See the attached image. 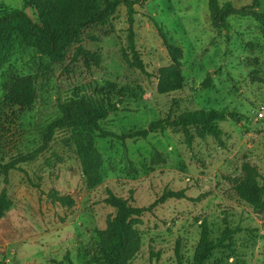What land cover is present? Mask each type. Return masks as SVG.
Returning a JSON list of instances; mask_svg holds the SVG:
<instances>
[{"label":"rangeland","instance_id":"obj_1","mask_svg":"<svg viewBox=\"0 0 264 264\" xmlns=\"http://www.w3.org/2000/svg\"><path fill=\"white\" fill-rule=\"evenodd\" d=\"M137 1V0H131ZM133 32L146 75L122 61L127 51L128 16L120 6L105 26L84 31L81 47L101 58L97 67L66 58L51 63L30 48L16 45L0 68V164L5 165L41 146L42 134L72 97L98 102L99 90L112 84L124 89L118 112L101 127L120 136L144 130L168 114L226 110L238 122L220 123V141L195 138L184 144L180 132L167 130L145 140L97 139L99 183L89 187L73 141L56 136L49 150L33 163L0 176V194L13 206L0 220L1 264H101L98 231L113 210L109 193L148 207L164 190L185 191L144 214L137 230L141 247L131 264H190L202 227L216 240L233 231L226 249L212 253L210 263L264 264V206L255 210L236 192L247 175L264 183V22L231 17L226 28L209 20L208 0H139ZM21 9L23 0H0ZM239 8L250 0H218ZM264 11V0H259ZM26 14L36 21L32 10ZM166 40L180 51L183 79L179 91H158L161 70L171 65ZM35 75L37 99L20 113L3 104L12 76ZM262 115V118L259 117ZM68 196L61 202L59 197Z\"/></svg>","mask_w":264,"mask_h":264},{"label":"trees","instance_id":"obj_2","mask_svg":"<svg viewBox=\"0 0 264 264\" xmlns=\"http://www.w3.org/2000/svg\"><path fill=\"white\" fill-rule=\"evenodd\" d=\"M250 1L249 5L237 8L230 3L220 5L218 0H208L211 26L218 30L226 28L227 20L231 17L251 18L263 23L264 11L258 10L259 0ZM137 4H140L139 0H23L21 9H13L0 2V68L9 63L16 45L33 49L54 64L63 61L68 50L75 46L69 63L76 64L82 59L86 67H89V63L98 67L101 63L100 56L81 47L84 31L107 25L117 9L124 5L129 26L127 51L122 53V61L129 69L148 77L146 66L134 41L133 16L136 13L134 6ZM28 9L33 11L36 21L26 14ZM158 32L171 59V65L160 72L158 91L168 94L179 91L182 87L180 51L166 40L160 28ZM37 79L35 75H14L9 78L4 87L3 104L15 108L20 113L30 111L37 99ZM98 92V102L84 97H72L60 105V115L43 132L41 146L10 163L0 164V176L4 178V183L7 184L10 172L18 171L21 166L33 163L43 156L59 134H64L73 141L82 163L83 175L89 187L94 188L99 183L101 168V162L94 149L97 139L138 141L147 139L151 134L172 130L180 132L184 144L191 146L195 138L211 137L220 141L222 133L219 124L228 120L238 122L236 115L226 110H201L177 116L168 114L165 118L150 123L144 130L117 136L102 129L101 125L111 114L118 112L125 97V90H118L114 85L108 84ZM236 192L251 208L260 210L264 206V183L259 184L253 175L245 176L237 184ZM185 198L183 190H164L152 205L136 207L133 203L130 204L129 201L109 193L104 202L113 213L108 216L105 227L97 233L101 264H131L141 247V236L137 227L141 224L142 216L167 201ZM59 200L65 202L69 197H59ZM12 206L7 191L3 190L0 194V220ZM232 235L233 231L226 228L216 240H212L207 228L202 227L190 264H218L210 263L211 255L216 250L226 249L227 241Z\"/></svg>","mask_w":264,"mask_h":264},{"label":"built area","instance_id":"obj_3","mask_svg":"<svg viewBox=\"0 0 264 264\" xmlns=\"http://www.w3.org/2000/svg\"><path fill=\"white\" fill-rule=\"evenodd\" d=\"M259 117H260V118H262V115H261V114H259Z\"/></svg>","mask_w":264,"mask_h":264}]
</instances>
